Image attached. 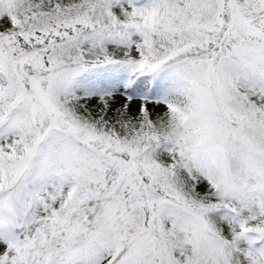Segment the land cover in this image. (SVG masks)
Returning a JSON list of instances; mask_svg holds the SVG:
<instances>
[{"label": "snow or ice", "instance_id": "6c2138e0", "mask_svg": "<svg viewBox=\"0 0 264 264\" xmlns=\"http://www.w3.org/2000/svg\"><path fill=\"white\" fill-rule=\"evenodd\" d=\"M0 264H264V0H0Z\"/></svg>", "mask_w": 264, "mask_h": 264}]
</instances>
